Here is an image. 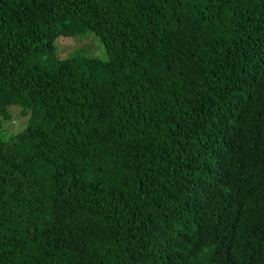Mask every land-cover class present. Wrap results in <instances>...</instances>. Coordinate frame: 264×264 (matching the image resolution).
Returning <instances> with one entry per match:
<instances>
[{
  "label": "trees",
  "instance_id": "trees-1",
  "mask_svg": "<svg viewBox=\"0 0 264 264\" xmlns=\"http://www.w3.org/2000/svg\"><path fill=\"white\" fill-rule=\"evenodd\" d=\"M12 105L0 264H264V0H0Z\"/></svg>",
  "mask_w": 264,
  "mask_h": 264
},
{
  "label": "rangeland",
  "instance_id": "rangeland-1",
  "mask_svg": "<svg viewBox=\"0 0 264 264\" xmlns=\"http://www.w3.org/2000/svg\"><path fill=\"white\" fill-rule=\"evenodd\" d=\"M55 49L60 59L73 55H86L100 60L106 58L103 44L91 30L81 35L59 37L55 41ZM26 123L27 116L21 113L19 107L10 106L6 116L0 115V137L9 138L21 131Z\"/></svg>",
  "mask_w": 264,
  "mask_h": 264
}]
</instances>
